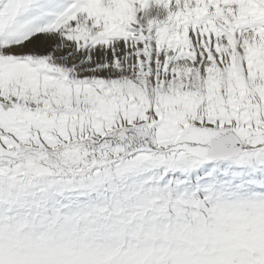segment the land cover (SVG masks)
<instances>
[{
	"label": "snow or ice",
	"instance_id": "snow-or-ice-1",
	"mask_svg": "<svg viewBox=\"0 0 264 264\" xmlns=\"http://www.w3.org/2000/svg\"><path fill=\"white\" fill-rule=\"evenodd\" d=\"M0 264H264V0H0Z\"/></svg>",
	"mask_w": 264,
	"mask_h": 264
}]
</instances>
